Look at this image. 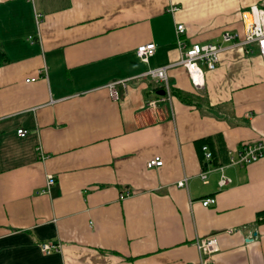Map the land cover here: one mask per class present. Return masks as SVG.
Returning <instances> with one entry per match:
<instances>
[{
	"label": "crops",
	"instance_id": "obj_1",
	"mask_svg": "<svg viewBox=\"0 0 264 264\" xmlns=\"http://www.w3.org/2000/svg\"><path fill=\"white\" fill-rule=\"evenodd\" d=\"M253 4L264 0H0V264H203L196 240L209 234L211 264H264V157L230 161L264 141L257 43L227 46L203 87L170 67L187 101L148 105L164 89L146 74L179 58L178 23L188 45L221 41ZM151 40L146 62L136 50ZM205 137L226 158H206Z\"/></svg>",
	"mask_w": 264,
	"mask_h": 264
},
{
	"label": "built area",
	"instance_id": "obj_2",
	"mask_svg": "<svg viewBox=\"0 0 264 264\" xmlns=\"http://www.w3.org/2000/svg\"><path fill=\"white\" fill-rule=\"evenodd\" d=\"M179 7L172 4L168 10L175 12ZM241 17L244 21V29L240 30H224L222 33L221 41H206V42H193L188 45L183 37L186 26L180 22L176 27V37L178 47L180 49V56L178 59L173 60L168 65L153 67L147 70L146 74L162 83L164 93L157 96V98L150 99L148 105L156 106L158 102L172 97L171 82L169 75V68L175 65L183 66L191 77L192 82L196 87H203L206 84L205 69L202 64H205L208 69H215L221 61L222 51L227 46L237 45L244 46L246 51L253 52V49L248 48L246 45L251 42H256L259 47V53L264 60V6L253 4L250 8L241 11ZM157 44L154 40L139 44L137 47V54L144 61H148L149 57L156 51ZM31 79V78H30ZM29 79V80H30ZM32 79H35L33 77ZM110 94L113 98H119V92L116 89V81H111L108 84ZM19 134L25 135L27 129L19 128ZM206 158L212 157V150L207 144L203 146ZM42 156L44 154L42 153ZM264 157V141L254 140L246 142L240 149L234 150L230 157L231 162L249 163L259 158ZM164 160L160 156H156L148 161V166L163 164ZM221 168V176L219 179L220 185H227L231 182L232 178ZM202 177L207 180V173L201 172ZM56 178L53 173H48L47 184L42 191H50L51 186L55 183ZM188 183V176H184L179 180L178 184L186 186ZM214 196L203 198V203L208 205L215 202ZM231 230V229H230ZM41 248L45 252H50L59 247V244L54 241L41 242ZM196 245L202 252V263L211 264L212 254L219 249L218 238L215 234H209L197 238Z\"/></svg>",
	"mask_w": 264,
	"mask_h": 264
},
{
	"label": "trees",
	"instance_id": "obj_3",
	"mask_svg": "<svg viewBox=\"0 0 264 264\" xmlns=\"http://www.w3.org/2000/svg\"><path fill=\"white\" fill-rule=\"evenodd\" d=\"M3 55H4V52L3 50L0 48V61L3 59ZM171 88H172V96L173 94H177L178 96H180L183 100L187 101L186 99V96H183L181 93H179L178 90H175L173 89L172 85H171ZM218 142H219V145H221L220 149L218 148V145L216 144H213V138L211 137H205V138H202L201 139V142L207 144V143H210L212 144L211 147H212V159H214V162L215 163H218V156L222 155L224 158H226V150H225V147L222 145V142L220 141L221 139H217ZM216 141V139H215ZM204 144V145H205ZM208 145V144H207ZM209 146V145H208ZM258 216L261 217V219H264V210H260L258 212Z\"/></svg>",
	"mask_w": 264,
	"mask_h": 264
},
{
	"label": "rangeland",
	"instance_id": "obj_4",
	"mask_svg": "<svg viewBox=\"0 0 264 264\" xmlns=\"http://www.w3.org/2000/svg\"><path fill=\"white\" fill-rule=\"evenodd\" d=\"M202 65H203L204 69H206V66H205V64H202Z\"/></svg>",
	"mask_w": 264,
	"mask_h": 264
},
{
	"label": "water",
	"instance_id": "obj_5",
	"mask_svg": "<svg viewBox=\"0 0 264 264\" xmlns=\"http://www.w3.org/2000/svg\"><path fill=\"white\" fill-rule=\"evenodd\" d=\"M161 93H164V90H163V91H161Z\"/></svg>",
	"mask_w": 264,
	"mask_h": 264
}]
</instances>
